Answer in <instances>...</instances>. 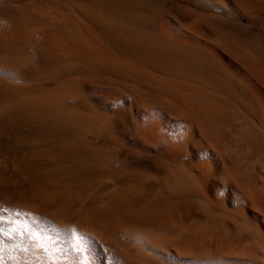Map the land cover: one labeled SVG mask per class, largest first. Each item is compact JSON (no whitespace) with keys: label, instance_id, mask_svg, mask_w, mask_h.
I'll use <instances>...</instances> for the list:
<instances>
[{"label":"bare ground","instance_id":"obj_1","mask_svg":"<svg viewBox=\"0 0 264 264\" xmlns=\"http://www.w3.org/2000/svg\"><path fill=\"white\" fill-rule=\"evenodd\" d=\"M0 264H264V0H0Z\"/></svg>","mask_w":264,"mask_h":264}]
</instances>
